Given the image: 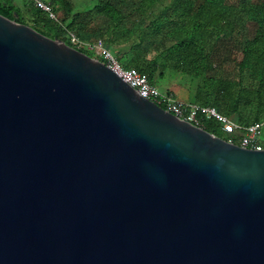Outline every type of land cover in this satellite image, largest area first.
Segmentation results:
<instances>
[{"label":"water","instance_id":"1","mask_svg":"<svg viewBox=\"0 0 264 264\" xmlns=\"http://www.w3.org/2000/svg\"><path fill=\"white\" fill-rule=\"evenodd\" d=\"M0 264H264V150L0 14Z\"/></svg>","mask_w":264,"mask_h":264},{"label":"trees","instance_id":"2","mask_svg":"<svg viewBox=\"0 0 264 264\" xmlns=\"http://www.w3.org/2000/svg\"><path fill=\"white\" fill-rule=\"evenodd\" d=\"M50 2L59 22L16 0H0V14L71 46V0ZM130 4L138 20L125 15ZM95 11L109 20L103 35L125 68L153 84L167 73L183 78L191 102L242 124L264 120V0H98ZM205 130L228 139L214 121Z\"/></svg>","mask_w":264,"mask_h":264},{"label":"built area","instance_id":"3","mask_svg":"<svg viewBox=\"0 0 264 264\" xmlns=\"http://www.w3.org/2000/svg\"><path fill=\"white\" fill-rule=\"evenodd\" d=\"M34 8L43 11L48 17L59 22V16L54 11L52 3L45 0H27ZM71 46L81 51L82 49L93 52L102 64L115 72L125 83L135 89L143 98L150 100L164 110L174 114L180 120L188 122L205 130L208 122L214 121L228 139L226 141L237 144L247 149L262 151L264 145L261 136L264 131V120L245 125L237 120L220 113L216 108L203 106L191 101H184L175 94L165 93L148 77L136 69H127L114 55L112 50L104 44L92 43L79 38L75 33L67 32Z\"/></svg>","mask_w":264,"mask_h":264},{"label":"crops","instance_id":"4","mask_svg":"<svg viewBox=\"0 0 264 264\" xmlns=\"http://www.w3.org/2000/svg\"><path fill=\"white\" fill-rule=\"evenodd\" d=\"M97 1L98 0H71L72 13L65 17L62 15V18L64 17V19L67 20V25L75 23L70 32L75 33L82 40L104 44L106 47L111 48L108 42V37L103 35L107 29L109 20L104 16L100 17L96 13L95 6L97 5ZM131 1L132 0H126L128 3ZM124 11L125 15H128L131 21H134L136 17L135 15H131L133 11L132 4H130V7L128 6L124 9ZM58 16L60 20L61 15L58 14ZM130 56L129 58H131ZM158 81L164 82V87H167L169 92L175 94L177 97H183L184 101L192 100L190 83L183 78L173 77L167 73L163 78H158L156 82Z\"/></svg>","mask_w":264,"mask_h":264},{"label":"rangeland","instance_id":"5","mask_svg":"<svg viewBox=\"0 0 264 264\" xmlns=\"http://www.w3.org/2000/svg\"><path fill=\"white\" fill-rule=\"evenodd\" d=\"M20 5H27V4H29V2L27 1V0H16ZM250 29H251V27H250ZM249 29V30H250ZM232 46H234V45H232ZM231 47V45L229 46V48ZM233 48V47H232ZM82 52H84V53H86V54H88V55H90L91 57H96V55L93 53V52H90V51H88V50H85V49H82L81 50ZM131 58H132V55L130 56ZM123 65V64H122ZM155 85L158 87V88H160L162 91H164L165 93H168L169 92V90H168V88L167 87H164V82H161V81H158V82H155ZM179 97V96H178ZM181 100H184V98L183 97H179ZM223 136H225V134H222ZM261 143L264 145V131H263V133H262V136H261Z\"/></svg>","mask_w":264,"mask_h":264}]
</instances>
